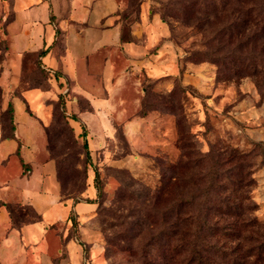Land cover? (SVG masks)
I'll return each mask as SVG.
<instances>
[{"label": "rangeland", "instance_id": "1", "mask_svg": "<svg viewBox=\"0 0 264 264\" xmlns=\"http://www.w3.org/2000/svg\"><path fill=\"white\" fill-rule=\"evenodd\" d=\"M118 2L117 19L125 39L142 16L163 23L160 32L164 34L157 45L165 57L149 69L126 68L120 63L121 82H113L106 93L107 113H92L88 101L79 99V108L89 112L77 114L79 120H74L62 115L59 95L39 102L41 112L34 99L29 102L22 95L49 86L50 72L41 60L36 64L37 52L24 54L16 87L2 84L9 49L6 26L14 18V0H0V139L12 137L14 103L20 102L40 125L41 146L55 161L62 194L92 206L85 216H77L82 264H170L179 210H202L210 203L204 202L206 197L184 206L180 202L202 190L209 191V198L212 192L223 197L228 206H236L254 218L258 228L263 227L262 59L232 60L222 71L211 61L198 60L195 53L203 50L198 44L209 34V25L203 23L199 29L186 21L188 0ZM234 63L241 65L233 69ZM248 63L262 71L252 75L254 69L244 68ZM82 126L90 164L80 135ZM93 168L102 183L101 196L95 193ZM205 169L208 174L201 178ZM221 172L229 181L241 173L242 187L234 190L229 184L223 187L222 180L213 181ZM218 212L211 209L210 218H237ZM12 216L14 223L21 224L33 220L35 213L29 207H18ZM240 232L237 225L230 226L227 235L218 233L217 239L220 244H243L236 239ZM69 235L74 236L71 227Z\"/></svg>", "mask_w": 264, "mask_h": 264}, {"label": "crops", "instance_id": "2", "mask_svg": "<svg viewBox=\"0 0 264 264\" xmlns=\"http://www.w3.org/2000/svg\"><path fill=\"white\" fill-rule=\"evenodd\" d=\"M119 8L118 0H14L2 84L16 87L24 54L45 50L40 59L50 72L48 88L22 93L34 99L37 111L43 109L39 102L62 94L68 114L89 112L79 108V99L88 101L92 113L106 114V93L121 82L120 63L149 69L165 57L157 45L163 23L142 16L130 38H122ZM14 125V137L0 139V264H82V246L69 235L68 217L71 209L85 216L92 206L61 196L40 125L20 102L14 103ZM6 204L29 206L37 217L13 227Z\"/></svg>", "mask_w": 264, "mask_h": 264}, {"label": "trees", "instance_id": "3", "mask_svg": "<svg viewBox=\"0 0 264 264\" xmlns=\"http://www.w3.org/2000/svg\"><path fill=\"white\" fill-rule=\"evenodd\" d=\"M188 1L187 5L189 9L184 12V14L187 15L186 21H192V24L196 25L199 29L203 23H208L209 25V29L206 32L209 34L205 36L206 38H202L201 44H198L203 50L200 49V51L195 53L199 54L198 60L213 62L218 66V71H222L223 68L228 67L227 63L236 59L240 62V60L242 61L245 58L253 57L260 60L262 59L261 64L264 63V0H202L201 3H197L198 0ZM231 4H233V7L227 8V6ZM198 15H202V17ZM44 53L45 50L37 52V65L41 63L40 57ZM239 64L241 65V63ZM239 64L234 63L232 65L233 69H238L240 67ZM250 67L254 69V71L251 72L252 75L259 70L262 71L257 65H250V63L244 65L245 69H250ZM58 102L62 115L70 119L79 120L75 114H68L66 112L65 98L62 94L58 96ZM14 130L15 126L12 121V134L10 135L12 137H14ZM80 135L83 139L86 161L90 164L91 158L88 151L84 126H82ZM214 163L218 166L221 164V162ZM183 167H185V165ZM236 169L239 171L238 166ZM93 171V186L95 188V193L96 196H101L102 183L99 178V173L96 168H93ZM207 174V169L201 171V178ZM237 174L238 175H234L235 178L233 180L229 181L225 180L227 177H224L221 172L213 181L222 180L224 181L222 184L223 187H227V184H229L234 190H239L242 187V179L241 173ZM56 176L58 179L57 171ZM60 193L63 197H72L75 201L79 200V198L73 197L72 195H63L61 184ZM208 194L209 191L202 190L198 194L193 193L189 195V198L180 202V204L184 206L187 203L193 204L195 199L203 197H206L204 202L210 201V203L204 207L205 209L202 210H179L175 218L174 230L172 231V236H177L176 244L173 245L172 248L173 254L168 257L169 263L264 264V226L258 228L254 218L250 217V215L241 211L239 208H236V206H228L227 201L223 197L217 196L212 192L209 198ZM211 203L212 205L210 206ZM5 206L10 216L11 225L13 227H18L20 224L13 222V210L18 207L23 208L29 206H16L10 204H6ZM213 207L218 209V214H221L223 217L237 216V218L234 220L223 218L213 220V218L211 217V219L209 216L210 210L214 209ZM36 217L37 215L35 213V218ZM68 218L71 222L73 235L77 239V214L74 209L70 210ZM234 225H237L239 230L241 229L236 239H242L243 244H220L217 239L218 233L227 235L228 228Z\"/></svg>", "mask_w": 264, "mask_h": 264}]
</instances>
